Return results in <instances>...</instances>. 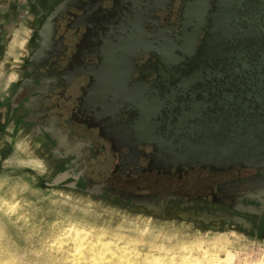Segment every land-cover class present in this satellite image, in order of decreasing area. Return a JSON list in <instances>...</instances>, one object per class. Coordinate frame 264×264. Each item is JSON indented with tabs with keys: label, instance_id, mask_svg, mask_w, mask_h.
<instances>
[{
	"label": "flooded vegetation",
	"instance_id": "obj_1",
	"mask_svg": "<svg viewBox=\"0 0 264 264\" xmlns=\"http://www.w3.org/2000/svg\"><path fill=\"white\" fill-rule=\"evenodd\" d=\"M218 2H27L21 12L28 34L0 98L2 127L33 135L57 173L70 175L67 183L78 191L100 186L105 197L159 192L188 198L197 184L198 198L219 202V188L226 184L254 177L264 181V166L165 170L153 164L152 146L139 143L129 128L135 111L122 103L110 116L102 112L101 101H110L111 93L134 94L142 83L161 96L178 73L185 77L186 59H198ZM244 232L264 236V227Z\"/></svg>",
	"mask_w": 264,
	"mask_h": 264
},
{
	"label": "water",
	"instance_id": "obj_2",
	"mask_svg": "<svg viewBox=\"0 0 264 264\" xmlns=\"http://www.w3.org/2000/svg\"><path fill=\"white\" fill-rule=\"evenodd\" d=\"M191 61L186 59L185 77L182 71L178 73L161 96L142 83L135 85L134 94L111 93L110 101H101L103 115L110 116L120 104L135 111L129 128L139 143L152 146L153 164L165 170L264 166V0H219L198 59ZM14 133L11 129L10 138ZM17 135L34 152L27 156L36 168L24 167L14 174L28 176L39 191L72 190L149 219L184 223L188 226L184 229L195 230V235L243 233L264 240V236L244 232L251 226L264 227L260 218L264 214V181L260 177L220 187L223 196L219 202L164 193L105 197L100 186L76 190L74 183L66 182L70 175L57 173L47 151L37 149L40 143L34 142L33 135ZM3 146L4 153L11 156L18 149L13 142ZM224 201H231L230 207Z\"/></svg>",
	"mask_w": 264,
	"mask_h": 264
},
{
	"label": "rangeland",
	"instance_id": "obj_3",
	"mask_svg": "<svg viewBox=\"0 0 264 264\" xmlns=\"http://www.w3.org/2000/svg\"><path fill=\"white\" fill-rule=\"evenodd\" d=\"M31 1L0 0V98L8 84L6 76L15 70L9 67L15 66L12 61L22 52L20 48L28 34L21 8ZM0 131V171L5 172L0 173V264H146V259L150 264L161 255H166L163 264H183L178 257L189 255L192 239L218 235L245 241L246 248L237 254L236 264L258 261L264 254V240L243 233L195 235V230L184 229L188 227L184 223L149 219L72 190L39 191L29 182L28 176L14 174L24 167L36 168L27 156L34 152L21 144L23 136L14 133L10 138V129L2 126ZM6 141L15 143L18 148L17 152H10L12 156L4 153ZM196 185L190 187L191 197L186 200L198 198L200 186ZM73 228L89 233L80 254L75 252V244L70 240ZM91 244L95 248L89 252ZM105 247L113 248L114 253L97 255V251ZM198 249L193 248L192 255L201 258ZM91 251L97 252L94 253L97 256L92 258Z\"/></svg>",
	"mask_w": 264,
	"mask_h": 264
},
{
	"label": "bare ground",
	"instance_id": "obj_4",
	"mask_svg": "<svg viewBox=\"0 0 264 264\" xmlns=\"http://www.w3.org/2000/svg\"><path fill=\"white\" fill-rule=\"evenodd\" d=\"M76 225V224H74ZM76 227V226H75ZM81 227V226H80ZM83 227V226H82ZM72 228V227H70ZM79 228V227H78ZM77 229V228H76ZM67 231H69L67 229ZM73 234L70 238L72 244L74 243L75 246V252L80 254L81 251L83 252V249L85 248L86 246V242L87 240L89 239V233H87L86 231L85 232H82L81 230H74L73 228ZM208 234V233H207ZM209 234H219V233H212L210 232ZM92 235V234H91ZM98 235V234H97ZM102 235V234H101ZM100 235V236H101ZM66 236V235H64ZM88 238V239H87ZM96 238V237H95ZM67 239V238H66ZM92 241V240H91ZM95 241V240H94ZM97 241V240H96ZM101 241V239H100ZM99 241V242H100ZM103 241V240H102ZM110 242V241H109ZM116 242V241H115ZM104 243V242H102ZM101 243V244H102ZM122 243V242H121ZM244 244H245V241H243L242 239L240 238H236V237H228V236H225V235H218V236H214V237H207V238H197V239H192L190 241V249H189V255L188 256H182L181 253H179L181 256H177L178 259L181 257L180 260L183 261V264H236L235 261H236V257H237V254L240 253V252H243L242 251V248L244 247ZM105 245L107 246L108 244L105 243ZM73 246V245H72ZM111 246V245H110ZM113 246V245H112ZM94 246H92V244L89 246L88 245V249H89V252L90 250H93ZM104 247V245H103ZM102 247V248H103ZM114 247V246H113ZM121 247V245H120ZM205 247V248H203ZM73 248V249H74ZM95 248V247H94ZM112 248V247H111ZM193 248H199L198 250L201 251V254H202V257L201 258H198V257H195L192 255V249ZM246 247H244L245 249ZM86 249V250H88ZM113 249V248H112ZM112 249H110V247H105L103 250H96L97 252H92L90 255L91 257H96L97 255H102L104 253H111L113 254L114 252L112 251ZM128 249V248H127ZM130 249V248H129ZM85 250V251H86ZM95 251V250H94ZM117 251V250H116ZM88 252V253H89ZM104 252V253H103ZM94 253H97V255L95 256ZM109 253V254H110ZM86 254V253H85ZM137 254V253H136ZM221 254V256L219 255ZM84 255V254H83ZM88 254V256H90ZM115 255V254H114ZM113 255V256H114ZM123 255V254H122ZM129 255V254H128ZM135 255V254H132V256ZM159 255V254H158ZM157 255V256H158ZM174 255V254H173ZM176 255V254H175ZM136 256V255H135ZM166 255H161L159 256L158 258L156 257V259H154L152 256L151 259H154L153 261H151L150 264H163L162 262H164V260L166 259L165 257ZM111 257V256H110ZM117 257V256H116ZM120 257V255L118 256ZM117 257V258H118ZM122 257V256H121ZM129 257V256H128ZM165 257V258H164ZM168 257V256H167ZM174 256H170L169 255V258H173ZM143 258V257H142ZM175 258V257H174ZM119 259V258H118ZM144 259V258H143ZM146 259V258H145ZM177 259V258H176ZM131 260V259H128V261ZM127 261V260H126ZM127 261V262H128ZM132 261V260H131ZM141 261V260H140ZM126 262V263H127ZM130 262V261H129ZM144 262V260H143ZM142 262V263H143ZM179 262V261H178ZM177 262V263H178ZM128 264V263H127ZM146 264H147V259H146ZM243 264H264V254L262 255V257H260V259L258 261H255V262H250V263H243Z\"/></svg>",
	"mask_w": 264,
	"mask_h": 264
},
{
	"label": "crops",
	"instance_id": "obj_5",
	"mask_svg": "<svg viewBox=\"0 0 264 264\" xmlns=\"http://www.w3.org/2000/svg\"><path fill=\"white\" fill-rule=\"evenodd\" d=\"M0 112H1V111H0ZM0 126H2L1 123H0Z\"/></svg>",
	"mask_w": 264,
	"mask_h": 264
}]
</instances>
